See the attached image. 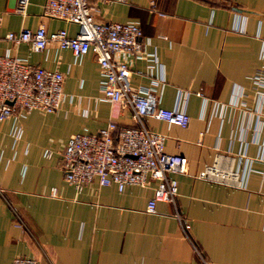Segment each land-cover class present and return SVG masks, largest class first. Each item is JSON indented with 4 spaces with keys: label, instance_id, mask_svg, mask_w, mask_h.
I'll use <instances>...</instances> for the list:
<instances>
[{
    "label": "crops",
    "instance_id": "0c3cea01",
    "mask_svg": "<svg viewBox=\"0 0 264 264\" xmlns=\"http://www.w3.org/2000/svg\"><path fill=\"white\" fill-rule=\"evenodd\" d=\"M152 2L87 0L96 19L135 22L148 38L143 48L154 51L156 66L148 70L145 58L130 59L131 85L160 77L155 90L165 107L177 90H187L184 126L151 115L144 122L164 134L165 151L186 159L185 171L173 175L189 239L169 202L157 199L153 211L145 209L154 180L118 190L95 178L75 188L63 178L67 136L96 131L107 120L116 123L115 134L132 123L130 109L100 96L90 50L74 58L56 41L34 49L7 37L41 23L73 34L74 22L45 15L43 0H29L25 13L16 11V0H0V53L61 70L63 91L53 111L33 108L0 119V264L16 255L39 264H202L192 242L210 264H264V111L258 110L264 86L250 79L264 66V0ZM215 152L246 157L241 185L196 175Z\"/></svg>",
    "mask_w": 264,
    "mask_h": 264
},
{
    "label": "built area",
    "instance_id": "2783aa9c",
    "mask_svg": "<svg viewBox=\"0 0 264 264\" xmlns=\"http://www.w3.org/2000/svg\"><path fill=\"white\" fill-rule=\"evenodd\" d=\"M29 0H16V11L25 13ZM152 0L149 4L152 5ZM45 15L74 22L73 34L63 27L47 30L44 24L35 28L22 26L9 30L7 37L14 43L26 41L34 49H42L49 41L68 47L74 58L90 50L98 63V90L100 96L128 105L132 123L119 125L107 120L93 132H72L62 147V176L75 188L95 178L98 184L113 183L118 190L125 184H146L151 180L152 193L146 199L145 209L154 210L157 199L166 200L178 219L181 233L187 237L188 222L181 216L176 200L175 172L185 171V157L163 149L164 134L149 128L144 117L155 118L184 126L188 120L185 111L187 90H177L172 106L158 103L155 84L161 79L151 78L147 85H131L128 80L129 60L143 57L147 69L156 66L154 51L143 48L148 40L143 37L137 23L120 20L96 19L87 0H43ZM162 14V11H158ZM250 79L254 85L264 86V66L257 67ZM199 92V91H197ZM241 92H239L240 94ZM62 71L30 63L25 57L8 51L0 53V119L24 114L36 108L53 111L62 102ZM258 110L264 111V101L259 100ZM263 105V107H261ZM261 107V108H260ZM50 150H46L49 154ZM241 153L228 160L225 153L215 152L211 162L196 173L210 181L239 186L242 182L246 157ZM226 158L222 161V158ZM259 158V157H258ZM52 187L51 191L54 192ZM202 264H210L192 242ZM9 264H39L33 256L16 255Z\"/></svg>",
    "mask_w": 264,
    "mask_h": 264
}]
</instances>
